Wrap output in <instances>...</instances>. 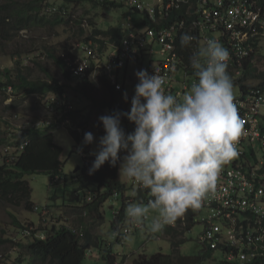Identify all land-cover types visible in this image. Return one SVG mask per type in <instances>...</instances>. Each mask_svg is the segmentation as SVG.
<instances>
[{"label":"clouds","instance_id":"obj_1","mask_svg":"<svg viewBox=\"0 0 264 264\" xmlns=\"http://www.w3.org/2000/svg\"><path fill=\"white\" fill-rule=\"evenodd\" d=\"M260 6L264 9V4ZM87 26L86 21V26L83 27ZM127 33L126 31L117 43L110 40L109 42L115 45L120 44ZM86 35L91 34L86 33ZM261 36L263 32L257 38L255 45L259 44ZM88 37L76 45L83 43ZM194 40H196L195 36L184 33L181 36V45L190 47ZM74 48L75 46L71 49V55L76 52ZM256 51L255 47V54ZM255 54L254 57H256ZM230 59L228 49L218 39L206 40L204 45L189 58L196 82L181 95L182 97L178 98L165 93L163 86L166 78L164 76L155 73L150 75L145 69L135 72L138 83L135 85L133 95L128 92L125 85L122 90H115L112 87L115 91H122V101L126 103L128 112L114 111L98 118L104 134L99 137L96 150L90 152V155L95 157H88V151L81 147L82 144L93 143L92 132L84 133L78 150L87 161L91 162L95 158L89 169L90 174L99 170L106 162L112 167L119 164V176L128 179L129 188L133 189L132 195H126L125 191H117L114 193H118L119 196L115 200L111 199L114 193L109 197V207L112 211L111 223L114 222V226H110V231L115 240L120 241L124 237L123 234L117 235L115 229L118 220L125 216L131 223L145 226L149 214L155 213L148 226V230L155 234L162 232L167 226L175 227L179 219L184 224L185 213L189 209H198L199 212L196 215H199L203 200L209 193L215 191L224 165L239 155L238 150H241V146L237 148V143L243 134L244 122L234 102V84L239 86L237 79L242 75H233V71L228 69ZM63 60L66 62L64 58ZM254 61L246 62L254 66ZM246 69L245 66L244 71ZM125 71L127 74V68ZM66 78L73 81L72 90L78 95L79 93L74 90L78 81L86 80L95 87L100 84V80L98 85H95L89 79L74 78L71 76L70 69L69 77ZM258 84L261 83H250L248 87ZM243 89L245 88H241L240 92ZM63 94L64 88L63 93L50 92L42 97L47 103L46 115L49 116L46 120L34 125L52 128V126L62 125L64 121L68 122V119L79 123L85 120L83 115L79 120H73L74 111H70L73 109V103L70 100L67 101ZM117 102L121 100L118 99ZM117 106L114 105V107ZM122 117H126L134 124V127L133 124H128L131 127L130 133H126L121 126ZM121 153L124 154L121 155ZM50 178L51 185L62 184L59 182V176L53 175ZM133 181L150 192L152 198L146 204L141 200L143 192ZM93 188L96 187L84 188L85 202L92 200ZM80 192L83 191L80 190ZM118 198L121 202L124 199V209L121 204L119 207L115 204ZM36 207L38 206L34 204V210ZM47 207L48 205L43 206L42 210ZM115 209L120 214H116ZM42 210L40 212L42 217L49 214V210L47 214H44ZM201 221L198 223H202ZM99 228H97L98 233ZM36 229L35 235L45 240L44 229L38 226ZM77 233L80 234V232ZM40 235L44 237L41 238Z\"/></svg>","mask_w":264,"mask_h":264},{"label":"built area","instance_id":"obj_2","mask_svg":"<svg viewBox=\"0 0 264 264\" xmlns=\"http://www.w3.org/2000/svg\"><path fill=\"white\" fill-rule=\"evenodd\" d=\"M81 1L116 3L135 9L150 21V26L143 30L128 31L120 44H112L108 38L90 36L75 46L76 52L71 57L63 53L72 77L89 79L98 85L102 76L115 90L124 88L128 62L143 64L144 56L153 52L155 44L159 45L162 58L150 59L146 70L150 75L164 76L165 93L177 98L196 82L189 58L208 39H218L228 49L231 57L228 69L233 75H243L244 63L255 60V43L264 29V9L260 0H44L42 11L69 13L70 5ZM65 2L68 10L58 12ZM177 12L181 16L167 21V17ZM75 15L73 12L72 16ZM127 21L129 28L128 16ZM81 24L86 26V21ZM181 31L196 37L190 47L177 42ZM234 102L244 122L243 134L237 143L241 150L236 158L224 165L215 191L205 197L199 208L200 212L206 210L207 215L202 218L198 242L213 250L225 243L233 248L227 260L234 257L244 260L254 257L260 249L264 250V82L241 90ZM134 184L143 192L141 200L147 203L152 198L150 192ZM118 196L114 193L111 199ZM114 211L120 214L118 210ZM42 212L47 214L48 209L43 208ZM138 227L140 225L131 223L125 216L118 220L115 232L126 235Z\"/></svg>","mask_w":264,"mask_h":264},{"label":"trees","instance_id":"obj_3","mask_svg":"<svg viewBox=\"0 0 264 264\" xmlns=\"http://www.w3.org/2000/svg\"><path fill=\"white\" fill-rule=\"evenodd\" d=\"M81 2H90L95 7L118 6L116 3L106 5L91 1ZM44 3V0H3L0 3V49H5L7 45L17 40V49L11 53L10 57L17 59V66L19 65L16 76L17 82L10 78V71L5 69L4 75L7 78L6 81L0 78V90L3 92L7 91V88H10L11 91L23 89L29 96L39 94L41 98L50 92L63 93V87L53 77L47 66L42 67L40 65L42 67L41 70L48 79L46 81L39 79L29 80L20 69L22 61L19 59L26 52L31 54L39 48L37 47L35 49L33 47L31 50L23 49V43L27 42V38L19 33L22 30L30 32L32 29H41L46 26L55 27L61 22H65L71 26L73 31L77 32V38H75L78 40L77 43L85 40L88 36L95 35L108 37L111 42L117 43L125 35L126 31L143 30L145 26H150V21L146 16L143 15V18L133 16L134 13H138L135 9H131L127 15L130 17V27L126 30L120 26L101 29L99 28L97 20H94L95 16L88 17L86 16L87 13L85 15L83 13L78 14L74 9L76 5H70L69 13L55 12L50 14L42 11ZM260 4H264V0H260ZM62 10H68L67 2L59 7L58 12ZM73 12H76L74 17L72 16ZM179 16L181 14L178 12L171 14L167 17V21L177 19ZM83 20L88 22L86 28L81 24ZM182 32L185 31H181L177 35V42L179 44H181ZM86 33H90L91 35H86ZM52 47L56 50L55 46ZM43 48L47 50V56L62 70L64 76L69 77V69L62 56L55 54V51H50L46 46H43ZM257 48L258 45H256ZM69 49L70 46L64 43L62 51L68 57H71L70 51L67 52ZM40 51L43 52L42 50ZM244 64L247 69L237 79L240 89L248 87L251 81L262 83L264 80V72L258 74L254 66H250L248 62ZM74 90L88 101L90 108L94 112H99L105 108L109 114L114 111L128 112L126 103L122 101V91L113 90L112 86L103 77H100L98 87H95L86 80H81L76 83ZM118 99L121 100L120 105L114 107ZM13 107L15 105L10 104L7 106V108ZM121 121L126 125L133 124L126 117H122ZM87 124L88 119L86 118L83 122L79 123V127L85 128ZM50 128V126L41 127L40 125L27 124L24 127L18 128L17 130L19 132L15 136L0 139V143L7 145L0 153V202L10 207H21L25 212L37 210L39 207H36L34 210L32 187L25 177L26 175L45 172L50 177L53 175L59 176V182L62 183L63 187L61 206L64 211L68 215L74 213L79 215V217H83L85 222L81 221L80 225L75 226L55 224L50 228L47 226L38 227L44 229L46 235L45 240H41L35 235L37 233V226L33 229V221H31L32 223L24 225L19 223V226H17L19 228L18 235L20 239L27 240L24 242L14 240L16 241L14 242L12 239H0V244L9 241L18 246V251L15 253V256L13 255L12 258L3 261V263L81 264L86 255V250L93 248L98 251L99 255L107 264H122L124 258H122L121 262H117L116 256L112 252L111 244L97 232V228L104 222V207L109 197L112 193L117 191L124 192L127 188L118 179L119 164L116 167H112L106 162L99 170L90 174L89 169L95 159L93 158L91 162L85 160L82 166H80L79 171L73 174L64 173L61 158L63 148L54 140ZM70 132L77 142L84 136L76 129H70ZM24 142L25 144L23 145ZM21 145H23L22 148H20ZM82 149L87 152L88 145L83 144ZM84 159L86 158L84 157ZM89 186H95L96 188H93L92 200L85 202L84 194L86 191L84 192V188H89ZM80 190L83 192H80ZM121 207L122 209L125 207L124 199L121 202ZM47 208L50 213L49 207ZM198 212V209H189L185 213L186 219L184 224L179 219L175 227L167 226L163 230V234L171 244V253L168 254L158 251L154 254L147 255L145 252H139L133 256L132 264H205L203 260L209 259H212L215 264H264V250L262 249L254 257H250L249 259L240 261L237 257H234L233 259L227 260L226 257L232 252L233 248L225 245V243L216 247L218 250H213L206 249L209 246L205 248L199 241L198 243L201 249L197 255L190 257L181 254L179 249L181 243L185 240L184 235L193 227L194 215ZM11 216L14 217L13 214ZM110 226H114L113 221ZM77 232H80V234ZM213 251H216V254H213ZM217 254L219 256H216Z\"/></svg>","mask_w":264,"mask_h":264},{"label":"rangeland","instance_id":"obj_4","mask_svg":"<svg viewBox=\"0 0 264 264\" xmlns=\"http://www.w3.org/2000/svg\"><path fill=\"white\" fill-rule=\"evenodd\" d=\"M3 0H0V3ZM25 1V0H21ZM75 11L83 15L86 14L88 17L95 16L94 20H97L99 28L107 29L111 26L113 27H122L127 29V15L131 9L126 6H92L90 2H81L75 6ZM134 17L143 18L142 13H134ZM27 38V42L23 43V49H30L39 47L37 50L33 51L31 54L26 52L22 56L20 69L23 71L24 75L29 80H48L45 73L41 70L42 67L47 66L53 77L58 81V83L64 88V94L67 101H72L74 111L72 116L75 115V119L79 120L83 115L84 119H88V124L85 128L79 127V122L71 121L68 119V122H63L62 125L52 126L51 130L54 136V140L60 144L63 148L62 151V161H63V172L66 174L73 173V170L77 166H82L85 159L77 149L82 144L83 138L80 141H75L70 132V128L76 129L79 133L83 134L85 132H92L94 135V140L92 144L88 145V157H95L90 155V152H93L97 148L99 137L104 134L102 125L98 122V118L102 115H108V110L102 109L98 113H95L90 107L86 99L82 96L75 94L72 90L74 85L73 81L69 78L64 77L62 70L54 64V62L47 56V50L43 48L46 46L50 51H55V54L62 56L63 44L66 43L70 46V49L67 50L71 52V49L76 46L78 40L77 32L73 31L69 24L61 22L55 27L46 26L45 28H36L27 32L22 30L19 32ZM27 35V36H25ZM70 37V38H69ZM69 38V39H68ZM73 38V39H72ZM56 47V50L52 46ZM17 49V40L7 45L5 49H0V78L3 81H6V76L4 75L5 69L10 71V78L13 81H16L17 72L19 70V65L17 66V59H12L10 57L11 53ZM42 50L43 52H41ZM22 51V45H21ZM78 53H81L79 50ZM256 57L254 61V67L256 72H264V29L263 36L260 38L258 48L256 51ZM162 55L160 54V47L158 44L154 45L153 52L147 54L143 58V64L140 62L129 61L127 64V79L125 82V88L128 92L133 95L135 85L138 83V80L135 76V72L145 69L149 63V60H158L161 59ZM24 59V60H23ZM23 65V66H22ZM42 65V67L40 66ZM177 77L180 79V75L177 74ZM17 82V81H16ZM257 82L251 81V84ZM8 90L3 92L0 90V139L13 137L19 131L18 128L24 127V125L37 124L40 121L46 120L47 103L44 102V98H41L39 94L28 95L23 89H18L17 91ZM14 91V92H13ZM240 93V88L238 85L234 84V96L237 97ZM15 105L13 108H7L8 105ZM69 123V124H68ZM121 126L126 133L131 132V127L125 125L121 122ZM85 129V130H84ZM83 145V144H82ZM3 143H0V153L4 147ZM82 147V146H81ZM27 179L32 187V200L34 204L39 208L36 211L25 212L21 207H10L2 202H0V239H12V241H21L26 240L20 239L18 235L17 226L19 223L22 225L27 223H32L34 226L46 227L53 224H64L69 226L80 225V222H85L83 217H79L77 214H67L63 207L61 206L62 199V184L51 185L50 176L45 172H39L32 175H26ZM118 179L122 183H126L127 188L125 189V194L132 195L133 189L129 188L130 182L123 176H119L118 170ZM51 197V198H50ZM145 203V202H143ZM115 204L119 207L121 204V199L118 198L115 201ZM146 204V203H145ZM48 205L50 213L46 216H41L40 212L42 207ZM110 202L108 201L105 204V220L99 228V234L108 242L112 244L113 254L116 256L117 262H121L124 258L122 264H132L133 256L139 252H145L147 255L154 254L158 251L164 253H171L172 248L169 240L163 234V231L160 233H151L148 230V226L151 222L152 217L155 213H150L149 218L146 220L145 226H140L134 228L130 233L124 235L122 240L117 241L115 237L112 236L110 231L112 211L109 207ZM65 207V206H64ZM11 214L14 215L11 216ZM44 215V214H43ZM207 215V211L203 210L199 215L194 217V225L191 230L187 231L184 235L185 240L180 245V253L187 256H195L198 254L201 246L197 241V237L202 231V225L198 222L202 220ZM14 241V242H16ZM18 246L12 242L6 241L0 244V263L7 261L8 259L15 256V253L18 251ZM218 250V249H216ZM216 254V251L213 252ZM216 256H219L217 254ZM242 261V260H240ZM205 264H215L212 259L203 260ZM81 264H107L106 261L99 256L98 252L93 248H90L86 251V255Z\"/></svg>","mask_w":264,"mask_h":264},{"label":"water","instance_id":"obj_5","mask_svg":"<svg viewBox=\"0 0 264 264\" xmlns=\"http://www.w3.org/2000/svg\"><path fill=\"white\" fill-rule=\"evenodd\" d=\"M80 166H77L73 171L76 172L77 170H79Z\"/></svg>","mask_w":264,"mask_h":264},{"label":"crops","instance_id":"obj_6","mask_svg":"<svg viewBox=\"0 0 264 264\" xmlns=\"http://www.w3.org/2000/svg\"><path fill=\"white\" fill-rule=\"evenodd\" d=\"M182 97V96H181ZM201 225H202V227H203V223H200Z\"/></svg>","mask_w":264,"mask_h":264}]
</instances>
